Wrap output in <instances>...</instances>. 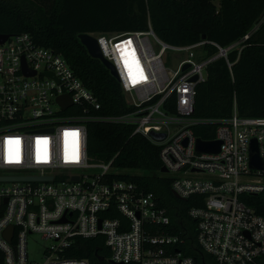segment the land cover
<instances>
[{"label":"built area","instance_id":"2783aa9c","mask_svg":"<svg viewBox=\"0 0 264 264\" xmlns=\"http://www.w3.org/2000/svg\"><path fill=\"white\" fill-rule=\"evenodd\" d=\"M263 22L264 10L247 33L226 46L205 39L168 44L150 22L145 31L87 33L114 67L125 99L130 98L127 104L135 107L115 116L93 114L99 108L93 93L62 55L37 45L28 33L10 35L0 44V177L14 178L0 180L2 264H90L68 252L77 238L97 236L104 238L110 264H197L181 250H171L183 241L178 234L156 229L169 225L170 218L155 194L112 179L110 174L118 173L114 158L88 155L90 120L132 124V134L160 147L159 160L166 169L160 174L170 179L178 199L194 198L188 216L196 222L198 245L216 264H262L264 217L241 195L264 190V170L249 164L253 139L264 160V117L240 116L234 105L228 119L199 118L194 102L208 64L224 58L230 68L229 54L236 51L238 56ZM206 44L216 48L207 58ZM172 53L178 56L175 69L166 66L165 57ZM62 96L70 106L63 108L58 101ZM208 123L215 124L212 138L194 133V126ZM151 132L164 137L156 140ZM197 138L219 141L220 150L197 151ZM17 150L19 163H9ZM8 226L10 240L3 234ZM32 235L45 242L40 260L29 256Z\"/></svg>","mask_w":264,"mask_h":264},{"label":"trees","instance_id":"16d2710c","mask_svg":"<svg viewBox=\"0 0 264 264\" xmlns=\"http://www.w3.org/2000/svg\"><path fill=\"white\" fill-rule=\"evenodd\" d=\"M263 10L264 0H0V34L28 33L37 45L62 55L96 97L99 108L92 110L93 114L115 116L135 107L127 104L118 80L88 54L79 34L145 31L150 22L155 35L168 44L205 39L226 46L247 33ZM203 50L205 58L216 53L209 44ZM228 59L230 68L224 58L208 64L206 79L196 87L194 116L222 121L232 115L235 105L240 116L264 117V22L245 41L240 54L233 51ZM214 126L200 124L193 130L201 138H212ZM86 129L88 155L103 161L114 158L118 173H111L112 179L130 181L144 192H153L159 206L166 208L170 224L156 229L178 234L183 240L171 250H181L197 264H216L196 240V222L188 216L194 198H176L170 179L160 174V147L143 135L132 134V124L90 120ZM241 199L264 217V190L241 195ZM74 248L69 255L87 258L90 264H110L102 236L77 238ZM258 262L264 264V258Z\"/></svg>","mask_w":264,"mask_h":264},{"label":"water","instance_id":"95a60500","mask_svg":"<svg viewBox=\"0 0 264 264\" xmlns=\"http://www.w3.org/2000/svg\"><path fill=\"white\" fill-rule=\"evenodd\" d=\"M9 36H10L9 34H0V44H2ZM78 39L80 43L86 48L88 54L92 58L98 59L105 66V68L109 70L110 74L113 77L117 78L114 67L105 58H103L96 39L87 33L79 34ZM187 67H188V64H185L183 66V68H187ZM195 79L196 77L193 78V80ZM58 101L61 103L63 108H66L67 106L71 105V101L67 99L66 96L59 97ZM151 136L156 140H161L164 137V134L151 132ZM196 150L199 152L217 153L220 150V142L217 140L204 141V140H201L200 138H197ZM249 164H250L251 169L253 170H264V160L259 154L258 145L255 139H253L250 142V146H249ZM160 172H166V169L164 167H161ZM9 179H14V178L0 177V180H9ZM33 179H36V178H33ZM173 195L176 198H178V196L175 193H173ZM11 233H12V226H8L4 230L3 234L7 240H10ZM95 254L97 255V259L99 261L103 260L102 256L98 255L97 253ZM111 264H116V263L111 262Z\"/></svg>","mask_w":264,"mask_h":264},{"label":"rangeland","instance_id":"374dc122","mask_svg":"<svg viewBox=\"0 0 264 264\" xmlns=\"http://www.w3.org/2000/svg\"><path fill=\"white\" fill-rule=\"evenodd\" d=\"M215 2L217 3V0H215ZM153 46L155 48V50L158 49L157 45L155 43H153ZM168 58V63L166 64V66H168L171 69H175V66L177 64V59L178 56L175 53H172L171 56L169 57H165ZM127 101H130L129 96H126ZM120 172H124V170H119ZM129 173H139L138 170H126ZM30 240V245L28 247V252H29V256L33 257L36 260H40L41 259V255L43 252V246L45 245V242L42 241L39 237L37 236H30L29 237Z\"/></svg>","mask_w":264,"mask_h":264},{"label":"snow or ice","instance_id":"6c2138e0","mask_svg":"<svg viewBox=\"0 0 264 264\" xmlns=\"http://www.w3.org/2000/svg\"><path fill=\"white\" fill-rule=\"evenodd\" d=\"M129 43H131V42L129 41ZM65 135H68V134L66 133ZM72 135H73V136H77L78 133H72ZM8 143H9V144L16 143L17 145L19 144L18 141H15V142H14V141H9ZM37 143H40V142L38 141ZM44 143H46V141H45ZM8 162H9V163H19V153H18V150H17V154H16L15 158H12V157L10 156Z\"/></svg>","mask_w":264,"mask_h":264},{"label":"bare ground","instance_id":"6f19581e","mask_svg":"<svg viewBox=\"0 0 264 264\" xmlns=\"http://www.w3.org/2000/svg\"><path fill=\"white\" fill-rule=\"evenodd\" d=\"M125 54H126V51H125ZM125 57H126V55H125ZM124 59V58H123ZM134 61V60H133ZM124 64V63H123ZM123 66H125V65H123Z\"/></svg>","mask_w":264,"mask_h":264}]
</instances>
